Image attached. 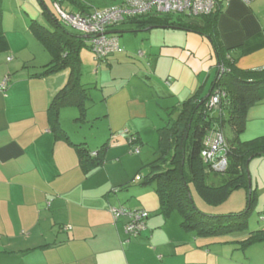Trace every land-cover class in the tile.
<instances>
[{
	"label": "crops",
	"instance_id": "1",
	"mask_svg": "<svg viewBox=\"0 0 264 264\" xmlns=\"http://www.w3.org/2000/svg\"><path fill=\"white\" fill-rule=\"evenodd\" d=\"M31 2L2 0V6L6 3L7 8L0 13V82H6L0 88V264H264V242L246 248L238 242L248 236L249 229L224 238L197 236L181 227L175 213L168 218H151V212L157 211L158 197L141 182L140 190L120 198L121 183L108 176V172L105 179L102 168L107 166L106 161L98 170H83L71 143L86 142L89 148L91 143L75 129L77 124L81 125L78 108L65 106L60 111V122L70 140L57 138L51 129L48 108L68 83L70 74L63 68L39 75L52 56L37 40L34 43L25 39L28 36L21 23L28 19L29 12L21 7ZM15 3L20 12L12 10ZM217 24L221 42L239 68H264V0H230ZM47 27L51 28L50 22ZM111 31L118 32L116 27ZM196 34L201 38L193 36L190 40L197 41L207 52L212 51L213 56L212 60L205 59L204 68L196 64L198 74L207 69V77L187 83L192 89L188 97L196 92L206 97L210 96L218 74V60L210 40ZM189 37L185 39L187 44ZM28 50L41 56L34 70L30 64L21 66V59L16 60L18 56L25 59ZM184 59L175 56L177 67L183 70L171 71L175 76L167 78L169 88L163 96L176 97L183 88L179 78L187 71ZM159 62L160 59L152 62L153 69ZM214 70L215 76L208 86ZM99 101L102 106L93 116L107 121L108 129L102 137L108 148L116 147L113 139L118 140V133L128 125L130 131L141 129L132 123L148 109L127 85L107 93L103 90ZM248 120L255 122L251 128ZM248 120L246 134L251 138L264 135V101L249 108ZM138 137L141 139L140 134ZM138 170L135 176H139ZM96 179L98 183H94ZM111 206L149 211L146 228L137 236H129L125 230L128 217L115 220ZM68 225L71 229H66Z\"/></svg>",
	"mask_w": 264,
	"mask_h": 264
},
{
	"label": "trees",
	"instance_id": "2",
	"mask_svg": "<svg viewBox=\"0 0 264 264\" xmlns=\"http://www.w3.org/2000/svg\"><path fill=\"white\" fill-rule=\"evenodd\" d=\"M64 1L71 2V11L86 12L91 9V6L85 4L88 0ZM41 2L44 4L43 0ZM224 6V3H220L209 14L184 13L189 20L174 19L170 13L153 12L122 21L132 24V28L134 25L137 30L162 27L196 32L206 36L215 49L219 69L210 96H200L196 92L171 109V115L165 125L158 128L159 156L144 163L138 170V175L142 176L141 184L151 187L158 197V214L168 218L177 211L181 216V227L185 231L195 232L200 237L222 236L248 230L247 216L252 212L257 200L256 193L249 189L248 163L253 157L264 155V135L241 139L246 130L248 109L264 101V68L243 70L237 66L235 58L229 56L217 27L218 16ZM46 12L51 28L33 21L30 29L35 39L52 56L51 62L39 75H48L63 68L70 69L68 83L53 97L48 108L51 129L56 137L70 140L68 132L60 122V111L65 106H76L79 110L77 119L86 121L87 103L91 98L89 88L81 83L83 73L80 53L82 46L89 44L83 34L64 24L47 6ZM217 90L224 95L218 107H210V98ZM226 124L231 127L233 138L225 134ZM217 133L223 135V145L214 157H206L203 152L210 149L208 144ZM139 139L135 137V141ZM71 144L74 145L85 172L104 164L108 142H104L96 151H92L86 142ZM222 157H226V169L214 170L213 162ZM210 174L213 178L208 182ZM192 186L198 195L212 206L223 203L235 189L244 186L249 189V200L246 207L237 212L227 215L207 214L195 205ZM149 216L148 211L146 225ZM238 242L242 248L264 242V228L250 230L248 236Z\"/></svg>",
	"mask_w": 264,
	"mask_h": 264
},
{
	"label": "rangeland",
	"instance_id": "3",
	"mask_svg": "<svg viewBox=\"0 0 264 264\" xmlns=\"http://www.w3.org/2000/svg\"><path fill=\"white\" fill-rule=\"evenodd\" d=\"M33 0L30 4H24V8L21 10L29 12L28 19L23 21L21 25L23 26V32L26 34L25 39L36 43V39L32 34L30 29L31 23L37 21L44 25H49L47 9L50 12L57 14L56 5L54 0ZM85 1V0H84ZM71 3V2H70ZM115 3V0H88L85 2L88 6L97 5L98 7L107 6ZM46 5V6H45ZM62 7L66 10L72 9L67 2L62 4ZM7 8V4L4 3L2 9ZM25 9V10H24ZM15 12H20V7L15 3L13 9ZM171 17L174 19L180 18L183 20H189V17L184 13H170ZM30 21L29 26H25L26 23ZM17 25H20L18 23ZM118 31L116 35L119 38V45L121 52L115 53L107 59L98 63L95 60L93 51L87 45H83L81 48V68H82V78L81 83L85 84L89 89V95L91 100L88 101V113L86 122L81 121V125L77 124L75 129L80 130V134L86 137V141L91 143L90 149L96 150L105 142L103 139V134L108 129L107 121L99 118L96 119L93 114H95L98 109L102 106L101 96L103 90L105 93L120 89L122 85H127L129 90H131L138 100H143L141 103L147 107L148 111L144 114L139 115L136 121L132 124H138L139 131L135 129L130 131V126L120 131L118 133V140L113 139L114 145L116 147L108 148L106 152L105 163L107 166L104 169V173L107 179L111 175L115 181H119L118 189L119 196L124 197L132 192L136 193L139 183L142 181V176H135L139 168L142 167L144 163L153 161L159 156L157 153L159 135L158 128L164 126L167 119L170 117L171 109H167L173 105H177L180 101L190 95L192 89L189 88L187 83L193 79L196 82L199 78L200 81H204L207 77V69L198 74V66L202 64L204 68L205 59L212 60V51L207 52L206 48L199 47L197 41L190 40V38H201L196 33H188L184 30L172 29V28H162L156 27L147 30H137L132 28V24L119 23L116 26ZM133 29V30H132ZM69 30H73L69 28ZM189 34V35H188ZM189 37L188 44L185 41ZM31 37V38H30ZM29 42V41H28ZM39 42V41H38ZM183 43L182 46H173V43ZM89 44V42H87ZM188 45V46H186ZM25 48L24 51L25 52ZM191 51H194L193 53ZM47 52V51H46ZM27 57L22 59L20 56L16 60H20V65H31V69L34 70V65L40 63L41 56L38 53H34L33 50L26 51ZM48 54V52H47ZM205 55V56H204ZM14 56V53L10 55L7 59L10 60ZM175 56L179 59H184L185 64L190 66V70L187 67L186 74L181 75L179 78L181 88L177 96H163L169 86L167 85V78L171 74V71H182L179 69L175 63ZM188 56V58H187ZM31 58V60H30ZM160 59L158 66L153 69L152 62ZM67 74H70V69L67 68ZM62 71V70H61ZM175 76V75H173ZM215 76V70L208 81V86H210L212 79ZM96 99V101L94 100ZM135 102H138L135 100ZM169 110V111H168ZM217 111V110H216ZM217 113V112H215ZM249 109L246 114V124L248 120ZM90 120V121H88ZM255 122L249 121V127ZM130 124V125H132ZM249 128V131H250ZM225 134L229 138H233V131L231 127L226 124L224 126ZM246 131V130H245ZM248 131V132H249ZM138 132V133H137ZM141 136L139 141H135V137ZM79 135V134H78ZM251 136L244 132L241 139H250ZM112 142V141H110ZM139 149L141 152L136 153L135 151ZM121 155V158H120ZM125 156V157H124ZM118 159V160H117ZM121 159V161H120ZM144 162V163H143ZM102 165L95 167L94 169H100ZM133 172L131 173V171ZM219 171V170H216ZM249 172V189L256 193V203L252 212L247 216L249 230L259 229L264 226V155H258L253 157L248 163ZM100 178L104 179L103 174H100ZM213 176L210 174L208 177V182L212 181ZM94 183H98L97 179ZM118 183V182H117ZM137 187V189H134ZM145 188L152 189L149 186ZM249 189L247 187H240L235 189L231 195L221 204L212 206L207 204L197 193L196 189L192 186V195L195 205L203 211L209 214H229L231 212H237L246 207L248 203V193ZM153 190V189H152ZM129 195V196H130ZM151 218L162 217L157 211L151 212ZM181 221L180 214L176 211L175 215ZM227 235L218 236L219 238H224Z\"/></svg>",
	"mask_w": 264,
	"mask_h": 264
},
{
	"label": "built area",
	"instance_id": "4",
	"mask_svg": "<svg viewBox=\"0 0 264 264\" xmlns=\"http://www.w3.org/2000/svg\"><path fill=\"white\" fill-rule=\"evenodd\" d=\"M57 14L60 20L67 26L83 34L89 47L94 53L97 62L121 52L118 36L112 32L115 25L124 19L145 15L148 13H188L191 15L209 14L220 3L227 4L230 0H115L111 5L98 7L92 5L86 12L66 10L62 7L64 0H54ZM250 3L253 0H243ZM6 82H0V88H4ZM222 92L217 90L210 98V107H218L221 101ZM224 137L217 133L209 142L210 149L204 150L206 157H214L217 150L223 145ZM139 151L138 149L136 150ZM95 155V153H93ZM214 170L223 171L227 167L226 157L213 162ZM110 212L115 220L121 216H127L125 225L126 233L129 236H137L146 226L148 211L144 209H128L124 206H111ZM264 220V217H263ZM71 229V226H66Z\"/></svg>",
	"mask_w": 264,
	"mask_h": 264
},
{
	"label": "water",
	"instance_id": "5",
	"mask_svg": "<svg viewBox=\"0 0 264 264\" xmlns=\"http://www.w3.org/2000/svg\"><path fill=\"white\" fill-rule=\"evenodd\" d=\"M87 37V36H86ZM209 96V94L206 96V97H208Z\"/></svg>",
	"mask_w": 264,
	"mask_h": 264
}]
</instances>
